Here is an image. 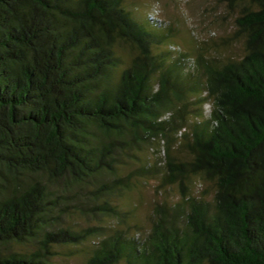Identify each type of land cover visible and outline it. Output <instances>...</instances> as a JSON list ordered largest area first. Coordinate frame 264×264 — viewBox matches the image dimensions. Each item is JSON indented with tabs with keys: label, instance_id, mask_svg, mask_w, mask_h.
<instances>
[{
	"label": "trees",
	"instance_id": "trees-1",
	"mask_svg": "<svg viewBox=\"0 0 264 264\" xmlns=\"http://www.w3.org/2000/svg\"><path fill=\"white\" fill-rule=\"evenodd\" d=\"M125 1L0 0V264H264V0H219L242 53L193 61ZM135 174L181 191L144 234L113 201Z\"/></svg>",
	"mask_w": 264,
	"mask_h": 264
},
{
	"label": "rangeland",
	"instance_id": "rangeland-1",
	"mask_svg": "<svg viewBox=\"0 0 264 264\" xmlns=\"http://www.w3.org/2000/svg\"><path fill=\"white\" fill-rule=\"evenodd\" d=\"M129 8L140 12L145 18L153 20V24L162 25L163 28L173 27L174 33L168 42L161 46V50H169L171 56L176 57L180 53L188 54L193 61L196 55L203 51L207 54L219 53L226 56L242 53L240 42L224 43L233 32L234 17L236 13H229L228 7L219 0H126ZM210 109V103L204 106L205 113ZM194 120V115H188L187 123ZM179 134L171 144V152L182 155L184 149L181 146ZM163 141H154L145 148L146 157L152 162L160 161L165 156ZM138 165L134 164L128 171L134 170ZM137 174L131 176L133 188L123 196L117 195L113 201L119 202L125 214L126 222L120 223L129 228L131 233L140 231L146 233L151 226L154 217L155 206L165 201L175 202L181 197L178 185L162 186L161 176L141 178ZM210 185L203 182L200 177L194 178L192 191L196 194L203 193ZM210 197V196H209ZM89 214L76 213L82 225L92 222L105 226L114 225L112 217L97 218L94 212L87 210ZM90 244H93L90 240ZM76 255L56 257L59 264H81L82 253Z\"/></svg>",
	"mask_w": 264,
	"mask_h": 264
}]
</instances>
